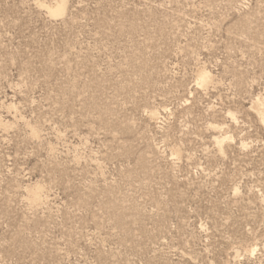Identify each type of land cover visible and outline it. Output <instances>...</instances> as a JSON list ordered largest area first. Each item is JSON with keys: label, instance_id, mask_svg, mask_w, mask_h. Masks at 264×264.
Listing matches in <instances>:
<instances>
[{"label": "rangeland", "instance_id": "rangeland-1", "mask_svg": "<svg viewBox=\"0 0 264 264\" xmlns=\"http://www.w3.org/2000/svg\"><path fill=\"white\" fill-rule=\"evenodd\" d=\"M262 102L264 0H0V264H264Z\"/></svg>", "mask_w": 264, "mask_h": 264}, {"label": "bare ground", "instance_id": "bare-ground-1", "mask_svg": "<svg viewBox=\"0 0 264 264\" xmlns=\"http://www.w3.org/2000/svg\"><path fill=\"white\" fill-rule=\"evenodd\" d=\"M50 14L54 17H62L66 14V3L64 1L58 2L53 8H50ZM203 74V73H202ZM210 76L207 74H203L201 76V83L206 85L209 81ZM262 111V112H261ZM261 113L264 116V102L261 104ZM33 195L35 196V199H38V193L34 192Z\"/></svg>", "mask_w": 264, "mask_h": 264}]
</instances>
